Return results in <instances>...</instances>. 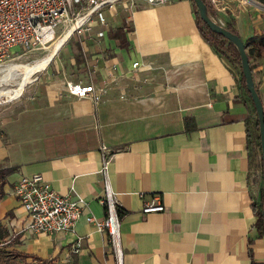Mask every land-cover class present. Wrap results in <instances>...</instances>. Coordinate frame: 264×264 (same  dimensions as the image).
<instances>
[{
    "label": "crops",
    "instance_id": "obj_1",
    "mask_svg": "<svg viewBox=\"0 0 264 264\" xmlns=\"http://www.w3.org/2000/svg\"><path fill=\"white\" fill-rule=\"evenodd\" d=\"M243 1L213 18L244 40L264 106V10ZM102 13L104 20L95 15L89 29L66 39L61 65L48 69L35 101L0 120V168H15L0 183V247L46 264L264 263L253 209L263 201V172L258 147L248 144L254 109L239 70L203 37L191 0L123 1ZM67 80L107 93L99 103L77 98ZM103 146L125 212L119 256L110 234L88 220L106 216ZM35 173L86 200L74 232L27 229L13 187ZM149 204L165 210L144 213Z\"/></svg>",
    "mask_w": 264,
    "mask_h": 264
},
{
    "label": "built area",
    "instance_id": "obj_2",
    "mask_svg": "<svg viewBox=\"0 0 264 264\" xmlns=\"http://www.w3.org/2000/svg\"><path fill=\"white\" fill-rule=\"evenodd\" d=\"M123 1H127L131 6L136 2V0H0V66L16 57V53L22 50L29 51L58 38L57 27L59 25H62L61 40L65 39V42L74 33L89 29L95 15L100 20H104L102 13L104 8H113L118 2ZM145 1L156 5L168 0ZM248 1L264 10V2ZM210 2L215 11H225L230 8L231 0H210ZM14 48L17 50L14 51ZM137 66L138 62H134L133 67ZM65 87L69 94L77 98H91L95 103L101 102L107 93L106 86L96 87L93 83L88 84L81 81L67 80ZM102 150L101 173L104 177L105 192L100 201L105 206L106 216L100 220L91 215L88 220L99 231L110 234L119 256L120 220L115 193L108 174L111 156L108 155L106 146H103ZM13 193L27 212L29 218L27 229L50 235L59 232H74L87 206L82 196L73 199L70 195L58 192L41 173L22 175L14 184ZM163 210H165L163 204H149L143 208L144 213ZM81 247L82 238H78L72 244V252L78 253Z\"/></svg>",
    "mask_w": 264,
    "mask_h": 264
},
{
    "label": "trees",
    "instance_id": "obj_3",
    "mask_svg": "<svg viewBox=\"0 0 264 264\" xmlns=\"http://www.w3.org/2000/svg\"><path fill=\"white\" fill-rule=\"evenodd\" d=\"M193 9L196 17V22L199 27V30L201 31L203 37L213 46V48L220 54L224 55L240 72V80L241 85L247 95L249 96L250 102L254 109V117L251 118L250 116L246 119V125H247V136H248V144L249 147H253V144H256L258 147V150L261 151V142H260V128H259V120L257 116V112L251 97L250 92L246 88V80L244 77V74L242 72V62H241V56L239 53V50L237 46L229 41L227 38H225L222 34H219L217 32H214L209 28V26L200 18L198 8L193 0ZM208 7V12L211 16H214V8L211 4L210 0H204ZM261 2H264V0H260ZM229 30L233 31L234 33H237L234 29L227 27ZM120 33L117 32V34L114 35L116 38H121L119 35ZM187 125L189 124V119L186 120ZM259 167L262 169V161L259 163ZM15 168L13 167H7V168H0V183L5 182L8 175H10ZM264 201V196H263ZM263 201L260 204L254 203L253 209L255 214L257 215L258 219L256 222V226L259 229V231L264 235V221L262 217V208H263ZM118 217L119 220L123 218L125 212L121 210L119 207H117ZM32 257L34 260L41 261L40 264H46L45 260L40 259L36 255H30L23 252H20L15 249H8L6 246L0 247V264H28V258ZM253 264H264V263H258L253 261Z\"/></svg>",
    "mask_w": 264,
    "mask_h": 264
},
{
    "label": "rangeland",
    "instance_id": "obj_4",
    "mask_svg": "<svg viewBox=\"0 0 264 264\" xmlns=\"http://www.w3.org/2000/svg\"><path fill=\"white\" fill-rule=\"evenodd\" d=\"M61 28L62 25H59L57 27V35L59 36L58 38L47 44L39 45L32 50H22L20 53H16V57H13L10 60L6 61L4 64H2L0 66V70L6 68L8 65H11L13 63L33 65L37 61L42 60L45 56L49 54V52L54 49L57 41L62 39V37H60L62 33ZM65 44L66 41L55 54L52 61L44 69L37 71L30 78L29 82L25 83L20 87L19 83L23 75V69L14 72L11 76H9L6 80L3 81H1V79L4 78V74L0 73V82L3 83H0V120L9 119L15 116L17 112L25 109L29 104H31V102L35 101V97L41 94L43 88H45V74L48 69H55L54 65L56 66V63L61 65L62 61L60 62V60L62 57L59 55V53H65ZM13 50L15 51L17 50V48H14ZM17 89H19V92L15 96H13L14 91H16ZM257 152L259 161H262L261 151L258 150Z\"/></svg>",
    "mask_w": 264,
    "mask_h": 264
},
{
    "label": "water",
    "instance_id": "obj_5",
    "mask_svg": "<svg viewBox=\"0 0 264 264\" xmlns=\"http://www.w3.org/2000/svg\"><path fill=\"white\" fill-rule=\"evenodd\" d=\"M193 1L198 8L200 18L209 26V28L214 32L222 34L225 38H227L229 41L234 43L239 50L241 56V62H242V72L246 80V88L251 94L260 124L259 128H260V142H261V154H262L261 157H262V172H263V188H264V106H263V101L256 88L249 55L246 50V44L238 33H234L233 31L229 30L227 27L217 22L213 18V16L209 14L207 4L204 0H193ZM262 217L264 221V201L262 208Z\"/></svg>",
    "mask_w": 264,
    "mask_h": 264
},
{
    "label": "bare ground",
    "instance_id": "obj_6",
    "mask_svg": "<svg viewBox=\"0 0 264 264\" xmlns=\"http://www.w3.org/2000/svg\"><path fill=\"white\" fill-rule=\"evenodd\" d=\"M65 39L57 41L55 44L54 49L49 52L47 56H45L42 60L37 61L33 65H28V64H11L8 65L6 68H3L0 70V73L4 74V78L1 79V81L6 80L9 76H11L14 72L19 71L20 69H23V75L21 78V81L19 83V87L24 85L25 83L29 82L30 78L35 74L37 71L44 69L53 59L55 54L58 52V50L61 48L63 45ZM2 83V82H0ZM3 84V83H2ZM19 92V89L14 91L13 96H15ZM12 96V97H13Z\"/></svg>",
    "mask_w": 264,
    "mask_h": 264
}]
</instances>
